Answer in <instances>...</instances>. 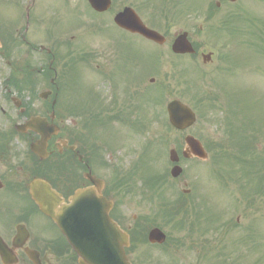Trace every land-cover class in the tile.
Returning a JSON list of instances; mask_svg holds the SVG:
<instances>
[{"label":"flooded vegetation","instance_id":"obj_1","mask_svg":"<svg viewBox=\"0 0 264 264\" xmlns=\"http://www.w3.org/2000/svg\"><path fill=\"white\" fill-rule=\"evenodd\" d=\"M171 3L177 0H138L145 24L166 38L160 46L111 20L93 25L98 33L87 40L73 36V0L47 7L41 0H0V264L72 261L65 238L30 198L29 184L36 179L69 203L76 191L92 186L89 175L96 177L104 183L105 199L114 203L112 217L119 227L139 240L146 236V223L124 211L118 143L141 141V86L145 81L148 97L154 81L142 73V56L188 59L172 51L191 24L188 16L156 9ZM34 120H39L33 123L36 130L55 126L58 135L38 144L41 136L26 127ZM34 145L46 151L45 160L32 153ZM129 151L135 156L137 146ZM29 251L38 254L36 261Z\"/></svg>","mask_w":264,"mask_h":264},{"label":"rangeland","instance_id":"obj_2","mask_svg":"<svg viewBox=\"0 0 264 264\" xmlns=\"http://www.w3.org/2000/svg\"><path fill=\"white\" fill-rule=\"evenodd\" d=\"M218 1L220 0H177V4L175 6L172 3L170 5L167 4V7L171 8V10L178 9L181 13H185L184 10L190 11L192 14L190 19H193L197 25H200L201 23L204 24L203 30H199L198 26L195 25V27H193L195 22L191 21L193 24L188 25L189 29L194 32L192 34L191 41H193L194 44H198L202 49V52H205L206 54L209 52H215L216 58L214 59L213 66L207 68L203 66L201 59H198L197 61H192L190 59L187 60L185 64L186 71L191 68V72H187L185 77L189 78V80L182 79L180 75L175 76L173 74V67L175 64L177 65V62L175 60H171L169 57L164 58L163 65L160 67L162 68L161 72L164 73L165 76L169 75L170 79L163 77L164 80H162L161 77L156 74L155 85L152 87L154 91L152 92V95L156 93L158 86L164 82L170 86L172 90L171 94H164V97L166 96V100L164 99V109L170 101L178 99L196 110V108L200 107V101H202L201 96L203 95V93L199 92L198 87H196L197 85H195L199 82L198 77L201 76V74H206L208 75L207 82H211L212 79L217 80L216 77L219 74H215L214 70L219 64V56L222 53L232 54L233 57L241 58V60H243V57L246 56L249 60L247 67L236 68L234 69L233 74L226 73V75H222L220 77V82L222 80L223 86L225 85V89H227V91L231 94L234 95L236 93L238 94V97L248 99L251 102L250 104L252 110L256 111L254 114L255 119L258 121L260 126L264 127V54L260 55L256 52L252 53L251 51L245 50L243 47H238L236 44L242 42L244 45L250 46L249 43L254 42L253 35H249L248 32L252 31L253 21L260 30H264L262 25V22H264V0H242L235 5L236 8L230 7L227 11H225L226 13L232 10V14H237L236 16L238 17L235 24L236 28H234L237 32L234 33L236 38L234 40H232L230 35L222 33L225 31H223L219 21V19L223 20L221 12L218 14L216 13L212 20L206 22L203 21V17L206 13H203V16H199L200 13L197 11L199 7H201L205 12V10H207L212 3H216ZM51 2L57 3L60 2V0H41V3H43L46 7ZM130 4H133L132 0H117L114 3V10L118 11L122 9L123 6ZM79 19L81 18L73 15V21H77ZM47 21V23L52 25L51 18L47 19ZM59 27H55V29L58 30ZM49 29L52 28L49 27ZM220 33L222 38L216 37L215 34ZM218 41L219 43H217ZM225 41L233 42L229 43L227 48H225L222 44ZM244 64L245 62L243 61V65L241 66H245ZM141 67L142 69L147 68L143 67L142 64ZM146 71L147 70H144V73ZM152 74L155 73L153 72ZM183 80H188L189 85L192 86L189 91L186 90L187 88L185 83H183L184 86L178 84V81L181 83ZM211 84L213 83H210L209 87L207 86L209 88L207 90L215 92L214 86ZM142 86L144 87V85ZM216 91L219 92L217 88ZM221 95L222 97L220 99L219 106L223 107L228 96L225 94H220V96ZM237 101L239 100L237 99ZM242 102L244 103L245 101ZM156 112L157 111L155 109L148 107L146 115L149 119H152ZM257 112L260 116H258ZM197 114L199 122L200 116L199 113ZM261 116L263 117L262 123L259 122ZM208 120L211 122L213 119L211 118ZM210 122L206 123L204 119H202L194 128L184 133L172 132L168 134L167 139L164 138L163 134H165L166 131L162 127V124L157 123L154 125V128H157L158 131V133H155L157 136L150 133V137L155 138L162 135L163 139L158 143V145L160 143H164L165 140L166 143L168 144L169 142V144L162 146V155L161 147H159V157L154 155V151L148 158L157 164L158 171H170V167L168 166L169 150L172 146L183 142L186 135H202L206 140H214L217 137L218 131ZM262 130L264 131V128ZM121 131L122 133H125L126 129L123 128ZM145 142L146 139H143V142L140 141L138 144H133L128 141H121L122 144L118 143V145L123 148L121 155L123 156L124 169L128 168L129 164L139 159V155L144 148ZM262 143L264 146V141H262ZM136 146L137 153L133 156L132 152L129 150H133ZM155 149H158V147ZM182 167L184 169V174L180 179L175 182L173 181L174 188H172V191L168 193L167 200L175 199L177 194L184 189H191L188 200L194 199L198 201L196 204H201V202L206 204V207L205 205L202 206V214H205V216L202 217L201 221L205 218L204 223L201 222V225L196 224L197 226L195 227L194 233H191L186 228L177 231L175 229L177 221L172 224H167L165 221L163 222L162 220H157L156 224L163 228L168 235L169 244L166 249L172 253V256H161L162 254L158 250H154L155 252H152V254H154L155 257L161 256L160 258L162 262L167 264H264L263 193L260 194L261 192H259L257 187H254V185L252 187H248L246 191L242 192L236 185L233 186L232 183L228 184V188L223 186L222 181L227 182L228 179L220 169H215L214 160H209L204 164L199 163L197 160L187 163L183 162ZM218 172L220 173L222 179V181L219 180V182L215 180V173ZM260 179L261 178H257L256 185H258ZM184 182L188 184L187 187L184 186ZM262 185H264V182ZM242 196H244V198ZM160 201L162 200L160 199ZM235 202H237L238 208H235ZM125 205L124 211L130 219L134 216H150L153 218V213L157 211L159 202L157 201V205L154 203L148 204L147 201H143V199L138 195L137 197L126 199ZM210 215L212 219L209 223H207V218ZM217 215L219 220H217ZM192 221V223L199 222L196 221L195 218H193ZM225 222L231 224V230L230 233H228L229 236H226V232L221 228ZM188 226H190V224ZM217 227H219V229L216 230L215 228ZM206 228H208L207 232L205 231ZM201 232H205L204 236L201 235ZM190 235H193V238L190 241H187L186 239ZM179 239L184 240L186 245L176 251V249L172 246V242ZM203 240L206 244H202ZM193 244L197 245V249H191L190 246ZM200 246L205 247L206 251H199L198 248ZM203 256H207V259L203 258Z\"/></svg>","mask_w":264,"mask_h":264},{"label":"water","instance_id":"obj_3","mask_svg":"<svg viewBox=\"0 0 264 264\" xmlns=\"http://www.w3.org/2000/svg\"><path fill=\"white\" fill-rule=\"evenodd\" d=\"M89 2L99 12L110 8V0H89ZM115 21L128 31L139 33L159 43L163 42L161 36L143 26L131 9H126L117 15ZM173 49L176 53L193 52L185 35L175 42ZM168 112L171 124L178 130H185L196 122L195 114L180 102L170 104ZM186 143L187 149L183 153L185 158L196 156L202 160L207 159V154L199 141L188 137ZM170 159L172 162H179L175 150L171 151ZM181 172V168L175 167L172 176L177 178ZM94 184L95 187L78 192L66 207L58 205L56 198H53V201L48 197L52 194L45 185L41 188L42 192L33 191L32 196L41 210L54 220L67 237L78 255L79 264H131L124 251L129 247L128 237L110 220L111 206L105 205L98 183ZM32 187L36 190L39 184ZM165 240L166 236L158 229L150 233L152 243L163 244Z\"/></svg>","mask_w":264,"mask_h":264},{"label":"trees","instance_id":"obj_4","mask_svg":"<svg viewBox=\"0 0 264 264\" xmlns=\"http://www.w3.org/2000/svg\"><path fill=\"white\" fill-rule=\"evenodd\" d=\"M257 48L264 53V45ZM234 110H231L230 116L226 117L227 122L234 127L232 129L234 134L227 130L221 144L205 141V146L212 155L215 166L230 182L238 185L241 192L246 190L252 177V181L261 178L257 189L262 193L264 192V185H262L264 182V147H259L256 129H251L254 120ZM233 124L242 125L238 127Z\"/></svg>","mask_w":264,"mask_h":264}]
</instances>
